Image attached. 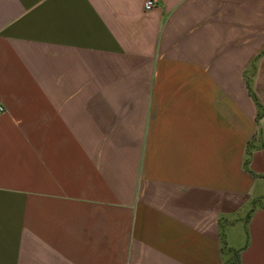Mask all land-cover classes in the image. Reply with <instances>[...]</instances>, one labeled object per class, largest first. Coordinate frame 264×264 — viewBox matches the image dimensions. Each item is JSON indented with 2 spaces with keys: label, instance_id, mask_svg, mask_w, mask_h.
Returning <instances> with one entry per match:
<instances>
[{
  "label": "crops",
  "instance_id": "1",
  "mask_svg": "<svg viewBox=\"0 0 264 264\" xmlns=\"http://www.w3.org/2000/svg\"><path fill=\"white\" fill-rule=\"evenodd\" d=\"M143 4L0 0V264H264V0Z\"/></svg>",
  "mask_w": 264,
  "mask_h": 264
},
{
  "label": "built area",
  "instance_id": "2",
  "mask_svg": "<svg viewBox=\"0 0 264 264\" xmlns=\"http://www.w3.org/2000/svg\"><path fill=\"white\" fill-rule=\"evenodd\" d=\"M156 4V0H144L143 8L145 11L151 10ZM2 108L0 107V114L2 112Z\"/></svg>",
  "mask_w": 264,
  "mask_h": 264
},
{
  "label": "trees",
  "instance_id": "3",
  "mask_svg": "<svg viewBox=\"0 0 264 264\" xmlns=\"http://www.w3.org/2000/svg\"><path fill=\"white\" fill-rule=\"evenodd\" d=\"M245 167H247V165H248V159H246L245 160ZM229 264H240V262H239V260L237 259V257H235L234 255H233V259H232V261L229 263Z\"/></svg>",
  "mask_w": 264,
  "mask_h": 264
}]
</instances>
